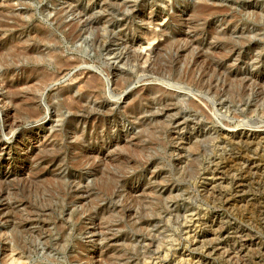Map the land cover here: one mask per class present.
Here are the masks:
<instances>
[{
    "label": "rangeland",
    "instance_id": "rangeland-1",
    "mask_svg": "<svg viewBox=\"0 0 264 264\" xmlns=\"http://www.w3.org/2000/svg\"><path fill=\"white\" fill-rule=\"evenodd\" d=\"M0 12L24 24L0 30V264H264V193L242 167L264 155V0H0ZM192 66L217 72L219 94L188 84ZM225 75L243 98L225 95ZM9 85L27 96L15 111ZM25 103L37 115L20 116Z\"/></svg>",
    "mask_w": 264,
    "mask_h": 264
},
{
    "label": "bare ground",
    "instance_id": "bare-ground-1",
    "mask_svg": "<svg viewBox=\"0 0 264 264\" xmlns=\"http://www.w3.org/2000/svg\"><path fill=\"white\" fill-rule=\"evenodd\" d=\"M202 10H204V8L202 9ZM211 12V11H210ZM2 14H1V12H0V16H1ZM24 24H22L20 21H15V22H8V21H2V20H0V30L2 29V30H13V29H18V27H20V26H23ZM70 26V25H69ZM24 27V26H23ZM75 28V29H74ZM73 29H71V30H73V31H75L76 29L78 30V26L77 25H75V27H74ZM75 32H77V31H75ZM82 33V32H81ZM162 33V32H161ZM69 34V33H68ZM74 36H75V34H73ZM76 35H77V33H76ZM81 34H78V36H80ZM76 37V36H75ZM99 37V36H98ZM43 38V37H42ZM103 38V37H102ZM74 39V38H73ZM154 39H156V38H154ZM154 39H152L148 44H146V46L145 47H143V52H146V50H148V49H150V47H151V45L153 44V42H155L154 41ZM223 39H225V38H223ZM39 40V39H38ZM42 40V39H41ZM40 40V41H41ZM44 40V39H43ZM103 40V39H102ZM102 42V41H101ZM2 43L0 42V45H1ZM227 45H229V44H231L230 43V41L229 42H227L226 43ZM103 47H104V45H103ZM155 49H157V48H155ZM152 50V49H151ZM172 50V49H171ZM154 51V50H153ZM150 52V51H149ZM155 52V51H154ZM18 53V52H17ZM24 53V52H23ZM14 54V53H13ZM21 54V53H20ZM25 54H27V53H25ZM140 54V53H139ZM150 54V53H149ZM18 55V54H17ZM21 55H23V54H21ZM28 55V54H27ZM29 55H30V52H29ZM32 55V54H31ZM34 55V54H33ZM138 55V54H137ZM142 55V54H141ZM146 56V55H145ZM145 56H143L142 58H144ZM136 57V56H135ZM201 57V56H200ZM199 57V58H200ZM203 57V56H202ZM33 58V57H32ZM139 58H140V56H139ZM138 58V59H139ZM171 58V57H170ZM225 58V57H224ZM149 58L147 57L146 59H144L145 61H144V64L146 65V64H148V62H149V60H148ZM173 60V59H172ZM204 60V59H203ZM159 61V60H158ZM5 62H7V61H5ZM142 64V63H141ZM195 64V63H194ZM197 64V63H196ZM196 64H195V66H196ZM205 64L210 68V69H212L213 67H216L217 69H218V67L220 66L219 65V62H216V61H213V60H209L208 61V63H206L205 62ZM9 65V64H8ZM58 65H59V67H61V68H66L67 66L69 67L71 64H67L63 59H59L58 60ZM138 65H140V64H138ZM159 65V64H158ZM13 65H10V67H12ZM147 66V65H146ZM160 66H165V65H163V64H160ZM71 67V66H70ZM171 67V66H170ZM177 67V66H176ZM221 67V66H220ZM162 67H160V69H161ZM178 68V67H177ZM197 68V67H196ZM201 68V67H200ZM206 68V67H205ZM222 68V67H221ZM141 69V68H140ZM143 69V68H142ZM154 69V68H153ZM159 69V70H160ZM163 69V68H162ZM203 69V68H202ZM202 69H200L199 70V68H198V70L199 71H201ZM157 70V69H156ZM167 70V69H166ZM165 70V71H166ZM176 70H178V69H176ZM175 70V71H176ZM187 70V69H186ZM198 70H196L195 68H193V66H192V69H190L189 70V73L187 74L188 75V77H187V81H188V84H190V85H192V86H195V87H197V88H201L202 90L205 88V87H212V89L214 88V84L216 83H218V82H220L221 80L219 79V76H217L218 74H217V72L215 73V74H217V75H215L213 72L211 73L210 72V70L209 69H207V70H203L204 72H203V74L202 75H199L198 73ZM213 70V69H212ZM155 71V70H154ZM215 71V70H214ZM217 71V70H216ZM139 72V71H138ZM150 72V71H149ZM157 72V71H156ZM160 72V71H159ZM170 74L172 75V74H174L173 72H174V68H170ZM143 73V72H142ZM176 73V72H175ZM187 73V72H186ZM144 74V73H143ZM146 74V73H145ZM178 74H180V73H178ZM178 74L176 73V74H174V76L175 77H178V79H180V75L178 76ZM222 74V73H221ZM163 76V75H162ZM226 76V80H222V81H225L226 83H229L228 84V87L225 89V95L226 96H228V97H230L232 100H234V101H237V99L239 98H243L244 97V94H245V92L243 91V89H241L242 91H240V87L241 88H244L245 87V85H244V87H243V84L242 83H240V85H236V87L237 88H233V87H235V86H233V80L234 79H232V76H230V75H225ZM182 77V76H181ZM58 78V77H57ZM163 78V77H162ZM167 78V77H166ZM185 78V77H184ZM52 79V78H51ZM94 79V80H93ZM92 80V82H93V84H95V83H97V81H96V79L95 78H93ZM129 79V78H128ZM173 79V78H172ZM177 79V78H176ZM236 79V78H235ZM238 79V78H237ZM236 79V80H237ZM48 80H50V79H48ZM235 80V81H236ZM99 81V80H98ZM238 81V80H237ZM236 81V82H237ZM241 81V80H240ZM239 81V82H240ZM46 82V81H45ZM92 82L90 81V84H89V91H91V89L93 88V89H96V85H92ZM122 82V81H121ZM181 82V81H180ZM224 82V83H225ZM242 82V81H241ZM3 83V82H2ZM50 83V82H49ZM124 83V82H123ZM244 83V82H243ZM219 84V83H218ZM237 84H238V82H237ZM100 85V84H99ZM122 85V84H121ZM125 85V84H124ZM223 85V84H222ZM93 86V87H92ZM217 86V85H216ZM7 87V86H6ZM9 87H11V88H14L13 86H11V85H9ZM18 87V86H17ZM117 87H118V85H117ZM124 87V86H123ZM33 88V87H32ZM91 88V89H90ZM218 87H215L214 89H215V91L217 92H215L216 93V95L217 94H219V91H218V89H217ZM221 88V87H220ZM22 89H24L25 90V88H22ZM236 89V90H235ZM4 90H6V89H4ZM8 90V89H7ZM10 90V89H9ZM8 90V91H9ZM31 90V89H30ZM247 90V89H246ZM8 91L6 92L7 93V95H8ZM23 91V90H22ZM22 91H21V89L20 88H14V90L11 92V94H12V97H11V104H9V110L11 109V110H14L15 111V108L14 107H16V108H18L17 107V105H19V104H17V103H19V102H21L22 100H24L27 96H24V94H22ZM95 91V90H94ZM205 91V90H204ZM223 91V90H222ZM237 91V92H236ZM5 92V91H4ZM3 92V93H4ZM10 92V91H9ZM24 92V91H23ZM210 92H211V90H210ZM221 92V91H220ZM32 93V92H31ZM35 93V92H34ZM33 93V94H34ZM95 93V92H94ZM207 93H208V91H207ZM223 93V92H222ZM221 93V94H222ZM220 94V95H221ZM94 95V94H93ZM155 95V94H154ZM172 95V94H171ZM222 95H224V94H222ZM169 96H170V94H169ZM173 96V95H172ZM35 97H37V96H35ZM167 97H168V95H167ZM10 98V97H9ZM96 98V97H95ZM152 98V97H151ZM174 98V97H173ZM27 99V98H26ZM29 99V98H28ZM35 99H37V98H35ZM35 99L34 98H30V100H32V101H35ZM170 100L173 102V107H178V103L177 102H175L172 98H171V96H170ZM244 100V99H243ZM9 101H10V99H9ZM8 101V102H9ZM135 101H137V100H135ZM7 103V102H6ZM169 105V104H168ZM63 106L65 107V109H67V110H79V109H83V106H82V104L81 103H79L78 101H76V100H74V98H69V99H67V101H65L64 102V104H63ZM20 107V106H19ZM191 108H193L195 111L196 110H200V108L197 106V105H195V104H191ZM20 111H21V115L20 116H35V115H37V112H36V109H35V107H34V105L33 104H26L25 103V105H21V107H20ZM71 111V112H72ZM87 112V111H86ZM89 112V111H88ZM199 112V111H198ZM15 117V116H14ZM18 117V116H17ZM21 118V117H20ZM33 118V117H32ZM32 118H30V119H32ZM35 119H36V117H35ZM16 120V119H15ZM17 120H19V119H17ZM33 120V119H32ZM14 120H12V122H13ZM137 122V121H136ZM15 125H17V123L16 122H14L13 124H12V126H15ZM11 126V127H12ZM259 128V127H258ZM255 129V128H254ZM260 132V134L262 135V138H260V137H257L258 138V140H257V143L256 144H262V143H264V130H262V131H259ZM233 132H231V131H227L226 132V135H225V137L226 138H235V135L234 134H232ZM255 135H257L255 132H253V131H248V132H244V133H240V139L241 138H245V140H246V142L248 141V140H254L255 141V139H257V138H255V139H253L252 137L253 136H255ZM258 136H260V135H258ZM255 143V142H254ZM255 145V144H254ZM249 146V145H248ZM264 147V146H263ZM248 150V149H247ZM255 153V152H254ZM43 154H44V156H46L45 155V153L43 152ZM58 154V153H57ZM41 155V154H40ZM52 155V154H51ZM259 156V157H258ZM53 158V157H52ZM141 158V157H140ZM242 159V158H241ZM94 160V159H93ZM244 160H245V163H243L242 165V167L244 168V170H246V175H247V178H248V180H250V182L252 183V184H254L255 183V185H256V187H257V190L258 191H261L262 193H264V155H257L256 154V156H248V155H245L244 156ZM122 162V161H121ZM243 162V161H242ZM241 165V164H240ZM240 176V175H239ZM242 179V178H241ZM112 183V182H111ZM117 183V180H115L111 185L109 184V185H107L106 187H104L103 189L104 190H106L107 192H111L112 190H113V188H114V186H115V184ZM231 190V189H230ZM229 189H225V190H223V192H222V194H225V196H228V193H230L231 191H230ZM251 191H253L252 190V188H251V185L250 184H247V185H239L238 187H237V191L235 192L236 194H247V193H250ZM229 195H231V193L229 194ZM232 198V197H231ZM227 199V198H226ZM228 202V206L229 205H233L232 204V202L230 203V201L229 200H227ZM11 251V250H10ZM19 253V252H18ZM18 253H16V250H12L11 252H10V254L8 255L9 256V260L11 261V262H16V260H17V258H16V256H17V254ZM20 257V256H19ZM19 259V258H18ZM9 261V262H10ZM20 262V261H19ZM22 262V261H21ZM11 264V263H10ZM13 264V263H12ZM17 264V263H16ZM20 264V263H19Z\"/></svg>",
    "mask_w": 264,
    "mask_h": 264
}]
</instances>
